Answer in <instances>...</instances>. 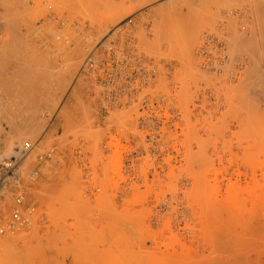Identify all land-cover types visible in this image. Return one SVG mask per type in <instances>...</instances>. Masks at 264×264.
I'll return each mask as SVG.
<instances>
[{"label":"rangeland","instance_id":"obj_1","mask_svg":"<svg viewBox=\"0 0 264 264\" xmlns=\"http://www.w3.org/2000/svg\"><path fill=\"white\" fill-rule=\"evenodd\" d=\"M50 2L0 0V264H264V0Z\"/></svg>","mask_w":264,"mask_h":264},{"label":"built area","instance_id":"obj_2","mask_svg":"<svg viewBox=\"0 0 264 264\" xmlns=\"http://www.w3.org/2000/svg\"><path fill=\"white\" fill-rule=\"evenodd\" d=\"M42 2L49 11L52 9V3L50 0H42ZM41 18L45 20H51L55 18V15H53V13L50 11L49 14L39 17V19ZM22 151H24V148ZM15 166L16 162H14L12 159H0V188L7 185V182H9V177L11 176L10 174L13 172V169H15ZM20 192V190H17L15 193L14 204L11 208L10 219L7 221L6 227L12 228L15 223L24 220V217L22 216L23 193ZM0 230L2 231L3 227H1Z\"/></svg>","mask_w":264,"mask_h":264},{"label":"bare ground","instance_id":"obj_3","mask_svg":"<svg viewBox=\"0 0 264 264\" xmlns=\"http://www.w3.org/2000/svg\"><path fill=\"white\" fill-rule=\"evenodd\" d=\"M263 3V2H262ZM263 5V4H262ZM264 8V7H263ZM46 9V8H45ZM47 11H49L48 9H46ZM50 12V11H49ZM27 35V34H26ZM1 53V52H0ZM61 74V73H60ZM70 81V80H69ZM1 83V82H0ZM0 87H1V85H0ZM4 90V89H3ZM5 91V90H4ZM36 91V90H35ZM40 91V90H39ZM75 94H77V93H75ZM79 94V93H78ZM45 96V95H44ZM58 96V95H57ZM77 96V95H76ZM4 97V96H3ZM59 97V96H58ZM81 98V97H80ZM1 100V99H0ZM79 100H81V99H79ZM48 102V101H47ZM86 105V104H85ZM60 109V108H59ZM61 110V109H60ZM62 110H64V109H62ZM59 111V110H58ZM48 115V114H47ZM63 115V114H62ZM64 118V117H63ZM68 119V118H67ZM88 123V122H87ZM73 124V123H72ZM45 125V124H44ZM43 125V126H44ZM96 128V127H95ZM100 128V127H99ZM98 130V129H97ZM95 131V130H94ZM85 135V134H84ZM97 137V136H96ZM84 138V137H83ZM100 141V140H99ZM97 144H98V142H96ZM73 145V144H72ZM92 145V144H91ZM86 148V147H85ZM96 152V151H95ZM73 156V155H72ZM74 157V156H73ZM10 159H12L14 162H16V165H17V162H18V157L17 156H11L10 158H7V160H10ZM3 160H5V159H3ZM15 168H16V166H15ZM13 171H14V169H13ZM2 175V174H1ZM11 175V174H10ZM132 252V251H131ZM133 253V252H132ZM133 255V254H132ZM134 258V257H133ZM131 260V259H130Z\"/></svg>","mask_w":264,"mask_h":264}]
</instances>
